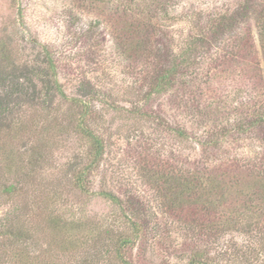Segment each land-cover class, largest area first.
Returning <instances> with one entry per match:
<instances>
[{"label":"trees","instance_id":"1","mask_svg":"<svg viewBox=\"0 0 264 264\" xmlns=\"http://www.w3.org/2000/svg\"><path fill=\"white\" fill-rule=\"evenodd\" d=\"M12 1L22 22L20 2ZM182 2L72 0L68 11L72 16L74 9H98L97 16H103L111 28L118 54L147 71L141 104L134 105L133 112L157 120L182 140L192 138L200 148L197 157L185 159L180 166L144 160V174L160 212L154 210V200L131 192L91 190V175L104 153L103 139L90 122L98 89L86 79L79 86L80 96L68 97L51 47L32 39L37 54L22 57L14 48L13 33L0 34V134L36 129L35 122L23 117L29 110L45 117L41 131L61 129L80 135L86 153L69 167L71 184L117 209L108 223L96 226L73 212L66 218L48 203L44 222L55 237L67 236L72 249L92 242L93 247L76 264H156L136 263L129 253L157 227L150 224L157 214L190 246L180 259L167 264H264L259 257L264 251L257 249L258 243L264 246V0L178 11ZM95 22L93 27H98L100 19ZM90 31L91 26L85 29L84 39ZM164 97L189 118L194 131L165 124L161 114L166 109L153 107L154 101ZM63 103L69 108L64 113ZM43 144H22L23 153L29 150L26 163L30 167L23 173L12 155L5 153L1 172L15 178L2 180L1 192L8 196L21 192L19 182L40 163L46 150ZM36 204L46 210L42 201ZM19 207L0 220V264H35L30 259L38 257L30 251L35 242L26 219L28 207ZM224 234L247 237L246 249L236 244L214 247Z\"/></svg>","mask_w":264,"mask_h":264},{"label":"rangeland","instance_id":"2","mask_svg":"<svg viewBox=\"0 0 264 264\" xmlns=\"http://www.w3.org/2000/svg\"><path fill=\"white\" fill-rule=\"evenodd\" d=\"M19 2L23 12L22 22L17 16V3L0 0V34L13 33L14 48L22 57L31 58L37 54L38 48L31 44L32 39L51 47L56 57L58 78L68 97H79V86L86 79L99 91V100L94 101L92 106L90 122L103 139L104 153L99 167L91 175V190L102 187L112 189L119 195L131 192L148 201L154 200L152 184L144 174V160L166 161L180 166L185 159L198 156V144L192 138L182 140L167 131L166 126L158 125L157 120L133 112V106L141 104L147 71L141 66L129 64L118 54L111 28L103 21V16H97L98 9H74L71 16L68 11L72 8V0ZM236 2L238 0H183L177 10L233 7ZM96 18L100 19V23L98 27H93ZM90 26L91 35L86 40L82 33ZM167 102L165 97L153 102V107L157 104L158 108L166 109L161 114L165 124L169 122L194 131L195 126L189 118ZM60 109L64 113L69 108L63 103ZM23 117L27 122H35L36 129L32 126L29 131L14 133L12 136L0 134V182L5 179L14 181L15 178L14 174L4 176L1 172L5 153L12 155L14 165L23 173L30 167L26 163L29 150L23 153L22 144L30 145L40 141L46 150L40 163L30 171L31 174L21 178V192L8 196L0 191V220L8 212H18L19 206L25 205L29 210L26 219L32 241L35 242V246H30V251H33L32 255L38 256L30 260L35 264H52V261L53 264H76L79 259H84L86 251H90L88 247H93L92 242L88 241L85 246L72 249L68 245L67 236L62 234L55 237L44 222L48 203L57 209L56 213L66 218L71 217L73 212L96 226L105 225L106 221L108 223L117 209L95 193L84 194L72 186L69 167L81 161L86 153L85 142L80 135L61 129L41 131L46 125L45 117L29 110ZM41 201L46 210L37 206L36 203ZM155 203L154 200V210L160 212L162 208ZM150 224H157V227L130 250V258L136 263L156 264L180 259L189 243H182L183 238L178 231L170 223L164 222V219L161 220L158 214L156 219H150ZM244 239L249 241L247 237L238 234H224L214 247L236 244V248L242 246L246 249L248 242ZM253 246L256 248L255 243ZM257 249L264 251L262 243H258ZM259 257L264 258V253L259 254Z\"/></svg>","mask_w":264,"mask_h":264}]
</instances>
